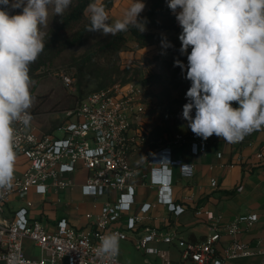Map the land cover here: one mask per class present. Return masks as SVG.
<instances>
[{
    "label": "built area",
    "instance_id": "2783aa9c",
    "mask_svg": "<svg viewBox=\"0 0 264 264\" xmlns=\"http://www.w3.org/2000/svg\"><path fill=\"white\" fill-rule=\"evenodd\" d=\"M0 8L9 15L19 10L11 7V0ZM54 74L65 86L74 88L73 71L60 69ZM143 92L134 82L92 91L66 111L65 120L54 130H39L31 109L27 126L14 125L19 146L13 187L0 190V260L5 264H131L122 261L119 252L111 260L96 255L100 237L114 232L120 241H132L138 251L154 256V260L146 259V264H225L255 255H260L258 264H264V235L254 245L239 238L243 229L259 220L258 213L240 215L223 226L218 225L217 217L212 232L200 241L182 237L170 223L159 226L151 222L155 203L139 202L137 184L132 180L141 177L142 182L156 187V202L166 205L171 214L181 215L186 207L173 195L174 167H180L186 176H191L192 170L172 155L170 146L188 143L191 151L199 154L207 150L210 140L196 136L190 128L177 132L167 138L165 147L147 156L150 168L141 171L130 156L146 144L150 130L145 126L135 137L128 132L143 111L137 101ZM246 136L235 143L245 142ZM258 156L264 158V153ZM250 172L251 168L244 170L245 175ZM211 184L216 186L217 180ZM78 187L83 197L92 199L93 210L81 212L80 223L67 215L52 219L49 205L60 204L61 191ZM101 197H105L102 202ZM223 233L231 240L221 248ZM27 241L40 250L39 256L27 252ZM174 247L178 250L175 257Z\"/></svg>",
    "mask_w": 264,
    "mask_h": 264
},
{
    "label": "clouds",
    "instance_id": "9594fccd",
    "mask_svg": "<svg viewBox=\"0 0 264 264\" xmlns=\"http://www.w3.org/2000/svg\"><path fill=\"white\" fill-rule=\"evenodd\" d=\"M9 4L0 0V5ZM71 4L11 0L12 8L22 9L15 15L0 8V190L13 187L19 146L14 125L27 126L32 119L29 71L45 48L42 27L48 26L50 8L63 16ZM144 7L133 0L124 18L110 22L105 7L93 2L87 31L108 36L130 25L142 31L137 17ZM168 7L182 28L181 54L191 48L185 77L191 86L182 112L191 131L204 140L215 135L235 143L264 129V0H168ZM175 66L185 69L179 60ZM119 241L118 233L104 234L96 255L111 260L118 255Z\"/></svg>",
    "mask_w": 264,
    "mask_h": 264
},
{
    "label": "crops",
    "instance_id": "0c3cea01",
    "mask_svg": "<svg viewBox=\"0 0 264 264\" xmlns=\"http://www.w3.org/2000/svg\"><path fill=\"white\" fill-rule=\"evenodd\" d=\"M130 2L133 4V0ZM141 2L146 6L149 0ZM116 4L115 2L114 7ZM181 33L180 26L176 33L178 39ZM233 107L238 105L234 103ZM145 126L149 128L151 136L146 144L133 150L130 156L132 164L140 166L143 172L150 168L146 162L147 156L158 147L167 145V138L164 135H156L144 116L134 118L128 135L135 137ZM246 139L243 143H228L213 135L209 138L207 150L199 154L193 153L188 143L170 146L172 155L190 165L192 170L191 176H186L180 167H174L173 195L176 202L184 205L186 210L179 216L171 214L166 205L156 202V187L149 185L147 181L142 182L141 177H136L132 181L137 184V200L141 203H155L151 210V222L159 226L170 223L178 229L182 237L200 241L212 232L211 227L217 217H220L218 225L223 226L240 215L255 212L259 214V220L239 234L240 239L254 245L256 240L264 235V158L258 156L259 152L264 153V129L253 131ZM246 168H251L248 175L244 173ZM213 179L217 180L216 186L211 184ZM68 191L83 202V206L77 207L79 213H70L67 216L78 223L83 222L79 215L81 212L93 210L92 199L83 197L79 187ZM104 200L105 197L99 198L100 202ZM86 205H89L88 209ZM199 209L202 211L200 214L197 213ZM230 240L231 236L223 233L220 243L225 245ZM259 260L260 255H255L227 264H258Z\"/></svg>",
    "mask_w": 264,
    "mask_h": 264
},
{
    "label": "rangeland",
    "instance_id": "374dc122",
    "mask_svg": "<svg viewBox=\"0 0 264 264\" xmlns=\"http://www.w3.org/2000/svg\"><path fill=\"white\" fill-rule=\"evenodd\" d=\"M101 2L102 0H95L97 5H100ZM115 2L117 3L116 6L108 11L110 22L124 18L132 5L130 0H115ZM148 4L149 2L144 9L147 8ZM21 11L22 9L19 8L18 14ZM86 13L91 15L89 8ZM55 18L56 16L50 8L48 26L42 27L44 33L53 26ZM102 36L99 32L85 44L65 49L53 62H48L40 68L41 72L39 73L42 76L34 80L31 87L33 103L30 109L35 114L34 125L39 130H54L65 120L66 111L76 106L90 92L108 88L115 84L134 82L144 90L142 96L137 99L143 105L141 116L150 122L156 135L171 138L177 132L189 130L188 121L182 118L183 105L188 102L186 92L191 86V81L185 78L188 61L183 63L185 65L183 71L180 67L170 68L166 61L174 53L168 50L164 43L146 46L135 51H123L121 59L117 62V69L107 66V63L102 59L98 63L99 65L90 66L88 76L82 83L79 82L77 67L72 62L73 58L83 54L90 45ZM189 50L191 51L190 47ZM60 69H67L75 73L76 84L73 89L65 86L60 77L54 74ZM154 75L159 76L158 80L148 86L145 85L144 79ZM192 115L194 117L195 109H193ZM57 133L58 135L62 134L59 130ZM58 196L61 201L60 204H50L47 209L52 219H58L70 213H79L77 206H83V202L77 200L69 191H61ZM53 197L56 198L57 194H54ZM86 206L88 209L89 205ZM219 246L223 247L221 243ZM25 248L27 252L33 255H40V250L34 247L30 241L25 243ZM172 250L175 257L178 251L177 247ZM119 257L122 261L131 264H146V259H155L152 255L138 251L134 243L129 240L119 241ZM233 261L235 260H228L225 264Z\"/></svg>",
    "mask_w": 264,
    "mask_h": 264
},
{
    "label": "trees",
    "instance_id": "16d2710c",
    "mask_svg": "<svg viewBox=\"0 0 264 264\" xmlns=\"http://www.w3.org/2000/svg\"><path fill=\"white\" fill-rule=\"evenodd\" d=\"M95 0H72L70 8L63 16H56L53 26L45 33V48L39 58L30 65L29 75L32 81L42 76L39 70L48 62H53L62 51L73 46H81L99 32H88L89 15L86 11ZM115 0H102L101 4L107 13L114 6ZM100 4V5H101ZM179 8L176 10L178 13ZM137 20L142 23L143 30L129 26L126 31L102 36L97 39L80 56L73 58V64L77 67V77L80 83L88 76L90 66L99 65L104 60L107 66L117 67L121 59V53L126 50H137L146 46L164 43L167 49L174 55L167 59L170 68H177L175 61L182 63L187 61L188 49L181 54V42L176 33L180 25L176 20V13L168 7V0H149L147 8L142 10ZM159 76L146 77L145 85H150L158 80ZM98 90V89H97Z\"/></svg>",
    "mask_w": 264,
    "mask_h": 264
},
{
    "label": "water",
    "instance_id": "95a60500",
    "mask_svg": "<svg viewBox=\"0 0 264 264\" xmlns=\"http://www.w3.org/2000/svg\"><path fill=\"white\" fill-rule=\"evenodd\" d=\"M0 264H5V261L4 260H0Z\"/></svg>",
    "mask_w": 264,
    "mask_h": 264
}]
</instances>
